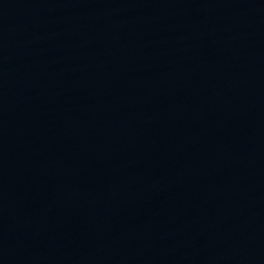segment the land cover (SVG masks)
<instances>
[{"label":"water","instance_id":"1","mask_svg":"<svg viewBox=\"0 0 264 264\" xmlns=\"http://www.w3.org/2000/svg\"><path fill=\"white\" fill-rule=\"evenodd\" d=\"M0 264H264V0H0Z\"/></svg>","mask_w":264,"mask_h":264}]
</instances>
